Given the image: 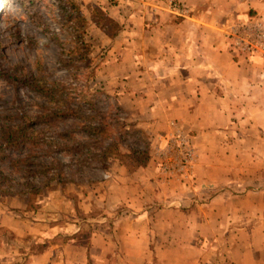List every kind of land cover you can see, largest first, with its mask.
Segmentation results:
<instances>
[{
    "label": "crops",
    "instance_id": "obj_1",
    "mask_svg": "<svg viewBox=\"0 0 264 264\" xmlns=\"http://www.w3.org/2000/svg\"><path fill=\"white\" fill-rule=\"evenodd\" d=\"M174 1L178 14L147 0L96 5L120 26L114 73L136 82L127 89L132 107L145 108L140 126L154 134L175 119L191 135V178L179 175L166 184L149 166L128 171L114 165L92 196L76 185L71 188L79 192L72 194L55 189L42 209L50 204L60 215L64 204L76 202L86 213L114 211V239L128 244L122 251L165 253L164 264H172L174 253H190L180 255L179 264H264V61L237 56L226 36L242 24L264 30V0ZM10 211H1L0 227L28 235H41L44 227L69 237L77 231L75 224L48 226L45 220L24 227L16 218L25 206ZM102 235H93L84 252L61 246L64 264H84L87 254L90 260L94 251L105 252L109 243ZM55 248L49 243L28 264H47ZM11 260L0 247V264Z\"/></svg>",
    "mask_w": 264,
    "mask_h": 264
},
{
    "label": "rangeland",
    "instance_id": "obj_2",
    "mask_svg": "<svg viewBox=\"0 0 264 264\" xmlns=\"http://www.w3.org/2000/svg\"><path fill=\"white\" fill-rule=\"evenodd\" d=\"M147 1L155 2V6L160 3L159 7H162L161 2H164L169 11L178 14L174 0ZM96 4L98 0H0V122L12 123L19 115L33 118L47 106L45 99L37 92V88L42 89L54 83L64 88L72 100L80 106H88L83 104L82 96H85L84 99L87 101L96 102L94 105L96 110L92 111L93 113L102 111L101 118L106 122L118 120L122 124V128H115L116 130L113 129L110 134L114 137V134L121 133L123 136L117 152L128 154V150L146 149L149 161L143 167L153 168L159 176L158 181L168 184L179 175L186 180L193 172L196 159L191 135L180 127L175 119L166 120L164 132L157 131L151 134L145 132L144 126H140L143 123L141 119L144 120L147 115L145 108L132 107L133 98L127 89L136 82H133V78L129 76L116 78L114 71L119 70L117 65L119 62L116 59L121 56L119 55L121 49L113 39L118 33L110 37L92 23L90 16H95L93 8L100 9ZM77 13L79 18L76 17ZM180 13L182 12L179 11ZM97 19L96 14L94 20ZM241 26L232 29L230 34L228 31L229 35L226 34L235 48L236 55L243 57L247 62L264 61V41H259L256 31L260 25L246 27L242 24ZM77 36L89 46L86 61L76 62L73 58V61L68 62L69 56L74 55ZM25 78L31 79L25 81ZM133 116L135 121L132 120ZM65 129V126L56 128L57 131ZM45 136L47 140L55 138L50 132L47 134L45 132ZM74 138L79 137L75 135ZM64 155L59 153L53 156L64 161L70 160ZM41 156L43 157L42 154ZM104 165V168L90 167L89 172L82 177L74 176L73 182L52 184L50 189L43 188L42 194L36 198L33 205L35 207L16 218L17 221H24V227L26 224L34 225L40 220H45L48 226L75 224L77 231L71 237L54 233L50 227H44L41 235H28L23 233V229L20 231L0 227V247L12 256L10 264H28L32 255L41 252L40 246L47 247L49 243L56 248L47 264H64L61 246L69 244L81 247L84 252L91 246L93 235L102 234L109 247H106L103 253L94 251L90 255V260L87 254L84 264H164L161 261L168 259L165 253H156L153 257L150 253L144 255L122 251L128 244L124 246L123 243V247L119 246L114 239V223L118 217L114 211L97 208L86 213L88 211L82 210L80 205L76 206V202L71 206L64 204L61 208L64 213L60 215L57 213L58 208H49L50 204L47 207L43 206L45 209H42V203L45 202V195L48 192L51 193L55 189L79 192V189L71 188L76 185L79 188L91 189L92 196L100 189V183L109 179L112 166H123L118 156L113 153L107 156ZM3 166L0 164V168L7 173ZM173 171L178 175L172 174ZM161 185L163 186L162 183ZM165 187L163 186L166 190ZM73 191L68 194H72ZM201 196L204 197L205 194ZM25 202L23 197L0 196V213L18 210L26 205ZM52 210H55V213ZM46 247L43 249L46 250ZM172 255L175 257L172 264H179L180 255L189 256L190 253ZM68 256L69 259L72 257L74 261L77 260L76 254L68 253Z\"/></svg>",
    "mask_w": 264,
    "mask_h": 264
},
{
    "label": "trees",
    "instance_id": "obj_3",
    "mask_svg": "<svg viewBox=\"0 0 264 264\" xmlns=\"http://www.w3.org/2000/svg\"><path fill=\"white\" fill-rule=\"evenodd\" d=\"M93 14H97L98 19L94 20L93 15L90 20L101 32L114 37L120 31V26L101 9L93 8ZM76 15L79 18V14ZM88 52L89 46L77 36L74 55L67 60L86 61ZM30 79L25 78V81ZM37 92L48 107L33 118L19 115L12 123L0 122V164L7 171L5 173L0 168V196L23 197L26 210H31L43 188L73 182L74 176L82 177L90 167L104 168V160L111 153L118 156L128 171L147 165L149 155L145 148L143 151L128 150V154L117 152L123 136L121 133L114 134V137L110 134L113 129L122 128V124L118 120L106 122L101 118L102 111L93 113L96 102L87 101L82 96L83 104L88 106H80L64 88L54 83L37 88ZM58 126H65L66 129L57 131ZM45 132L52 133L55 138L47 140ZM75 135L79 138L75 139ZM59 153H64L70 160L53 156ZM44 247L40 246L39 251H43Z\"/></svg>",
    "mask_w": 264,
    "mask_h": 264
},
{
    "label": "built area",
    "instance_id": "obj_4",
    "mask_svg": "<svg viewBox=\"0 0 264 264\" xmlns=\"http://www.w3.org/2000/svg\"><path fill=\"white\" fill-rule=\"evenodd\" d=\"M256 31L258 32V39H259V41H264V31L260 28V27H258L257 29H256ZM236 44H238L237 42H235ZM180 168H182L181 166H180Z\"/></svg>",
    "mask_w": 264,
    "mask_h": 264
}]
</instances>
